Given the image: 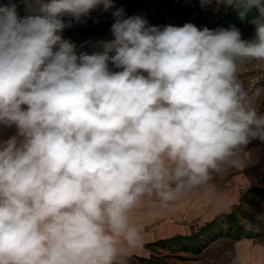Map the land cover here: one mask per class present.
<instances>
[{
	"label": "clouds",
	"instance_id": "obj_1",
	"mask_svg": "<svg viewBox=\"0 0 264 264\" xmlns=\"http://www.w3.org/2000/svg\"><path fill=\"white\" fill-rule=\"evenodd\" d=\"M21 2L23 16L0 5V125L16 128L0 140V264H121L143 246L131 213L144 197L169 209L264 142L262 90L239 78L264 61V0H200L258 9L251 40L125 19L114 0ZM97 9L114 39L78 52L62 33Z\"/></svg>",
	"mask_w": 264,
	"mask_h": 264
},
{
	"label": "rangeland",
	"instance_id": "obj_2",
	"mask_svg": "<svg viewBox=\"0 0 264 264\" xmlns=\"http://www.w3.org/2000/svg\"><path fill=\"white\" fill-rule=\"evenodd\" d=\"M8 2L9 0H0V5H6ZM14 2L18 5L20 16H23L25 14L24 4L21 0H14ZM114 3L116 7H122L125 10V19L142 16L152 26L163 27L169 24L183 26L185 23H192L200 29L219 18L225 7L221 5L218 11H214L216 5L213 3L202 8L200 0H186L180 7L169 5L167 0H114ZM111 12L112 10L102 12L99 9L91 11L85 24H74L72 28L65 29L62 33L63 38L75 42L78 52L85 51L92 54L101 51L98 42L114 39L110 31L114 23ZM63 19L68 21L71 18L65 16ZM80 45L84 47L81 48ZM239 78L250 92L256 89L262 90L255 105L261 112H264V61L253 60L244 64L240 68ZM13 135H16L15 126L5 128L0 125V140H6ZM251 143V146L243 148L240 152L241 165L239 168L231 169L223 175H214L207 184L193 189L186 195L196 196L204 204L214 205L224 200V192L230 188L231 192L227 196L230 205L226 208V213L233 212L237 223L245 226L253 238L264 242V184H262L264 142L252 140ZM242 173H250L252 179L244 184H231L229 181L231 177ZM253 174L256 175L255 179ZM227 225L224 224L222 227V233ZM251 225H259L260 230L256 231L255 228L250 227ZM153 250L154 255L164 257L168 264H231V258L225 253H233V240L227 236L217 237L199 253L175 252L167 245H158ZM121 264L149 263L142 262L138 258L124 256L121 258Z\"/></svg>",
	"mask_w": 264,
	"mask_h": 264
},
{
	"label": "crops",
	"instance_id": "obj_3",
	"mask_svg": "<svg viewBox=\"0 0 264 264\" xmlns=\"http://www.w3.org/2000/svg\"><path fill=\"white\" fill-rule=\"evenodd\" d=\"M253 178H256L255 174ZM251 179L250 173H242L232 176L229 181L231 184H244ZM230 192L228 188L224 192V200L214 205L204 204L196 196L184 195L169 209L160 207L154 197H144L141 204L131 213V221L141 229L143 246L126 251L123 257L148 258L153 254L154 248L147 247L146 244L176 235L193 234L200 226L212 220L215 215L226 212V208L230 205L227 197ZM175 252L184 251L175 250ZM233 253L241 256L242 264H264V242L253 237H243L233 241Z\"/></svg>",
	"mask_w": 264,
	"mask_h": 264
},
{
	"label": "trees",
	"instance_id": "obj_4",
	"mask_svg": "<svg viewBox=\"0 0 264 264\" xmlns=\"http://www.w3.org/2000/svg\"><path fill=\"white\" fill-rule=\"evenodd\" d=\"M185 1L186 0H167L169 5H173L176 7L184 5ZM240 11L241 9L225 6L219 18L213 20L211 23L204 27H208L209 29L213 30L217 28L231 29L235 27L240 31L241 39L251 40L255 36V24L253 23V21H256L260 18L259 10L256 8H252L245 14L243 19L240 18ZM251 145L252 143H249L244 148H247ZM262 184H264V177H262ZM237 206H239V204ZM224 224L228 225L227 228H225L226 230L222 233L221 229ZM220 236H227L230 237L233 241H236L243 237H252V234H250L245 226L237 223L233 212H221L215 215L212 220L200 226L198 230L193 234L187 236L176 235L170 238L148 243L146 244V246L150 248H156V246L158 245H167L176 251L199 253L201 249L207 246L215 238ZM138 259L149 264H168L164 257L160 255L151 254L148 258L138 257Z\"/></svg>",
	"mask_w": 264,
	"mask_h": 264
}]
</instances>
